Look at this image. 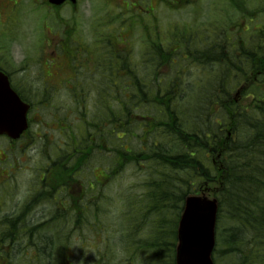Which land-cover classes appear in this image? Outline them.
<instances>
[{
    "label": "trees",
    "instance_id": "1",
    "mask_svg": "<svg viewBox=\"0 0 264 264\" xmlns=\"http://www.w3.org/2000/svg\"><path fill=\"white\" fill-rule=\"evenodd\" d=\"M258 34L264 36V29ZM154 35L156 40L151 39L149 27H145L148 42L146 54L149 56V61L143 66H124L127 72L132 73L133 78V86L130 87L129 92L133 95L129 97L130 102L126 99V103L122 105L123 109L107 111L108 114L97 121L101 126L108 121L113 122L116 118L119 128L132 126L135 129L136 122L133 120L132 124L129 123L132 117L130 115L128 118L129 113L134 111L137 104L142 105V100L150 108L154 107L153 111L150 110V113L144 117V120H148L146 125L149 134V138H146L148 151L144 149V157L151 169L144 173L149 179L144 181V190L136 200L133 215V227L140 230L144 236L143 239L138 238L130 242L129 250L134 249L137 256L144 258V264H175L177 227L184 200L188 194L198 192L203 184H207L209 191L219 201L218 248L214 253L216 264H264L263 44L260 43L259 62L256 59L254 43L250 48L244 49L242 53L244 60L234 55L238 65L243 63L242 65L229 66L227 63L226 66H220L223 69L227 67L225 76L221 75L220 84L214 86L208 93L207 87L199 80H191L188 77L186 68L191 66L206 68L209 64L208 59L212 55L214 57L220 47L198 49L202 47L200 40L179 43L180 40L175 35L177 42L168 48V45L163 46L159 42L158 34ZM251 42H254L253 37ZM179 61L188 63L189 66H172ZM256 64L260 66H253ZM163 65H170L172 71L171 76L164 83L157 77ZM149 68L150 76L155 75V77L146 84ZM249 74L261 75L258 83L249 90L252 95L251 101L245 105L233 106L234 111L230 105L227 106L229 101L223 103L224 107H227L225 110L227 109L229 116L231 136L228 137L225 131L222 132L219 125H216L212 105L216 101L215 98L220 95H230L234 83L241 79L248 81ZM202 88L206 98L200 95ZM125 104L127 107H124ZM125 118L127 124H124ZM90 126L95 129L99 127L94 122H91ZM88 132L89 130H81L74 134L72 132V143L77 145L82 141L91 143L92 139ZM107 141L113 142L112 135ZM87 143L84 148L88 149L89 153L96 151ZM97 145L96 148L101 150L104 148L101 144ZM70 147L72 148L73 144ZM130 152L133 156L128 153L124 154V158L138 163L134 158L135 151ZM73 156L70 154L68 159ZM218 156L220 157L217 158ZM85 161L84 153L79 164ZM215 161L217 166L214 164ZM27 194L21 192V201L27 199L28 196L25 197ZM37 196L39 195L35 194L29 198L25 207L21 203H15L17 207L20 206L21 212L11 213L13 216L8 215L4 220L10 226L14 222L17 228L16 238L21 244L15 246V251L7 264H52L53 262L73 264V261L68 262L70 257H67L66 252L63 254L56 252L64 248L67 250L65 246L70 243L68 239L71 240L73 236H78L79 232L90 228L88 224H83L86 212L79 209L74 197H70L73 204L69 205L67 200V206L72 208L73 214L67 215L66 219H57L61 212L53 210L62 207L52 197V191L48 189L41 198ZM106 204L108 203L103 202V205ZM2 206L0 205V210ZM22 207L30 209L26 213ZM42 207L50 208L54 212L56 221L48 222L47 211ZM31 208L38 209L33 212ZM52 211L48 214L51 215ZM94 214L91 213L93 218ZM99 214L100 211L97 213L98 217ZM91 226H95V219ZM28 240H34L35 246L26 244ZM39 242L45 245L42 246ZM52 246H54L52 250H55L53 253L50 251ZM25 248L28 249L24 254ZM2 258L3 248L0 246V260ZM90 259L97 261L92 264H97L99 259L107 263L103 257L96 259L93 256ZM84 261V264H88V260Z\"/></svg>",
    "mask_w": 264,
    "mask_h": 264
},
{
    "label": "flooded vegetation",
    "instance_id": "2",
    "mask_svg": "<svg viewBox=\"0 0 264 264\" xmlns=\"http://www.w3.org/2000/svg\"><path fill=\"white\" fill-rule=\"evenodd\" d=\"M141 1V0H136ZM192 0H176V4H185L191 2ZM213 5H220V6H254V5H262L264 6V0H210ZM114 4L121 5L124 7V10L127 12L129 11V6L126 3V0H111ZM110 2V3H111ZM37 4L43 5L48 11L46 12L47 16V44L44 45V49H47L46 53L49 56L46 59V66H58L60 75L67 72V66H98V59L99 55L103 52H109V63L103 61L102 66H114L116 64V54H121L124 51V54H130V45L125 44V47L117 46L116 43V33H102L101 31L98 33L97 27L96 30L88 31L87 35L85 31H81L80 25L75 26L72 24L71 26L68 25V19L65 18L63 13L66 9H70L71 12L77 11L78 7H74L70 4V2H65L63 5L57 7L53 6L50 3V0H0V73H3L8 77L10 81L11 87L14 91L21 94V87H20V72L22 62L26 59L24 58L20 61V54H25V52L32 53L36 50V45H32L30 47L22 48L20 45L24 30L26 27H30L32 29L33 25L31 21H28V17L35 15ZM112 4V3H111ZM113 10L117 11V8L113 6ZM123 19V20H121ZM52 20V21H48ZM121 21L124 26V29H130L132 27V21L129 16L126 14L123 15H114L112 24L115 25L117 22ZM57 25V26H55ZM101 23H104L103 21ZM111 24V22H109ZM111 24V25H112ZM144 24V21H143ZM62 27V30L59 29ZM34 30V29H33ZM121 30V31H122ZM231 34L233 36H229L227 38V42L223 45L220 51L221 60L220 65L226 66L227 63L229 66H240L235 61L234 55L238 58L244 52V37L241 33L231 30ZM32 38H30L31 40ZM28 41V43L30 42ZM27 45V44H26ZM264 47V46H263ZM213 47L210 46L209 49ZM233 49V50H231ZM255 54L257 55L256 59L259 62L261 57L259 56L260 52V43L256 44ZM105 59V58H104ZM213 56L209 58L210 65H213L212 62ZM264 61V56L262 57ZM253 66H260L259 64ZM94 73V71H91ZM60 81V80H59ZM58 81V82H59ZM89 81V80H87ZM74 80L68 78L61 79V86L64 94L61 95L60 98H55L57 96H51L53 100H60L62 101L61 107L62 110L65 111L66 106H69V100L73 99H82L86 98L84 95H73L69 94V92L74 91L76 89L75 84H73ZM90 82V81H89ZM115 88H116V82ZM48 90V89H47ZM130 96H128L129 99ZM93 98V97H92ZM114 99L118 97L114 96ZM25 102L30 105V113L28 116L29 126L44 124L50 130H59L62 138L64 134H66L68 124L67 121L64 119L58 120V116H53L56 121H52L50 123H43L42 117L35 112L38 107H35L28 99L23 98ZM119 103L118 108L123 109V103L126 101H120L117 99ZM91 107L93 110L91 111ZM91 107L86 108V115L96 116L99 115L101 112L95 109V106L92 105ZM124 107H127L125 104ZM116 106H114V110ZM112 111V110H111ZM117 121L114 118V130L113 133L116 132L117 129ZM108 125V123H107ZM36 129V127H35ZM29 135H25L22 139L24 140H12L7 137L5 134H0V195L3 197L5 195V186L8 180L13 184V188L16 189L14 195V201L16 204L21 203V192L18 191L20 185V172L22 171V163L21 159L25 156L26 150L30 149V142L31 139V132L30 128L27 132ZM43 135V134H42ZM50 148L52 149V153L50 154L49 162L47 163L48 167L41 175V185L40 189L46 191V189H53L56 192V196L63 197L64 194L68 193V190L72 187L75 188L74 184L81 183L79 180L80 177L76 176V181L71 182L68 178H64L63 176H59L58 173L65 171L67 169V159L65 158L62 153L58 152L66 150L67 143L61 142L57 149L52 146L51 143ZM64 147V148H63ZM45 154V149L37 150L36 156H41ZM18 155L20 159L21 167H16L12 163H8L10 160V156ZM30 157L27 161L29 165L32 166L36 163L37 157ZM24 166V165H23ZM25 171V169L23 168ZM31 177L35 179L36 177V169H34ZM98 184L101 183L100 180H97ZM89 187L91 189H95L94 184H90ZM37 192L36 186L34 189L30 191V194H35ZM78 193H84V190L79 188L77 190ZM46 193V192H45ZM44 193V194H45ZM12 208L10 214H17L20 213L19 211L20 206ZM61 209L55 208L54 212H61V215L68 213L67 208H64V203H61ZM41 208V207H40ZM30 208L24 209V212H28ZM38 209V208H37ZM46 211H50V208H42ZM36 210V209H35ZM34 210V211H35ZM33 211V212H34ZM32 213V212H31ZM11 214V215H12ZM13 216V215H12ZM5 216L3 220H6ZM13 227V228H12ZM5 231L9 232V235L5 236ZM0 232L2 235V239L0 241L7 242L10 246H20L21 244L18 243L16 238L17 236V228L13 222V224H8L2 222L0 224ZM26 244L34 245V240L26 241ZM36 244V243H35Z\"/></svg>",
    "mask_w": 264,
    "mask_h": 264
},
{
    "label": "rangeland",
    "instance_id": "3",
    "mask_svg": "<svg viewBox=\"0 0 264 264\" xmlns=\"http://www.w3.org/2000/svg\"><path fill=\"white\" fill-rule=\"evenodd\" d=\"M134 2H136L134 0ZM142 8L139 9L140 11L132 12L128 14L129 17H133V26H132V34H133V48L131 51V62H134L135 66H139L140 64H143L145 60L148 59V56L144 53V44H143V37L145 33V27L149 26L150 31H157V22L161 26V29L163 30V34H168V29L170 28V24L172 26L178 25L180 28L188 27L189 23L194 22L196 24V27H203L206 26L208 23L210 25L215 24V20L211 17V14L207 11V6L211 4L210 0H196L194 3H200L202 4L201 7V13H197V6L192 7L188 10V19L186 21L177 19L178 16H182V14H176L171 13L165 8H160L154 15V17L149 16L146 18L142 15H150V6L152 3V8L157 9L158 6L155 4V1H152L150 3V0H141ZM128 3H132L131 1H128ZM193 3V4H194ZM137 4V3H133ZM38 9V8H37ZM145 9V14L141 13ZM253 8H249L251 11ZM175 11H179L175 9ZM108 13H114L107 7L104 2L101 0H80L78 11L71 16L70 11L68 13L64 14V16L71 22V24H77L81 25L82 31H85L84 35L88 34V31L96 30L98 33L101 31L102 33H110L114 32L116 33V36L122 34L124 31L122 30L124 24L119 21L115 25L112 24V21L109 18ZM37 14V13H36ZM35 14V15H36ZM34 16L31 17L30 21L36 20V24L38 28L41 29L40 32L37 31V27L33 26L32 29L30 27H27L24 30L20 45L22 48L26 47V44L30 40V38L40 36L43 34V37L41 39L40 44H37V48L35 52L33 53H26L20 54V61H22L24 58H26L22 64L25 62L28 65L31 66H22L23 69H27L26 75L28 76V79L35 83L39 84V77L41 76V58L43 55V44L46 43V38L44 34L45 30V22L46 18L44 14L41 12L37 14V18ZM71 16V17H70ZM40 17L41 19H39ZM105 17V18H104ZM143 18H144V24H143ZM233 21L237 22L239 21V24L243 23V19H239L236 16H231ZM123 20V19H121ZM104 22V25L101 26V22ZM124 21V20H123ZM111 22V24H108ZM125 23V21H124ZM126 24V23H125ZM245 24V22H244ZM260 24V27L264 26V20L262 18L259 19L258 25ZM57 26V25H55ZM224 26H227L226 22L224 23ZM252 26V24H251ZM254 28V27H253ZM34 29V30H33ZM60 30H62V27H59ZM122 30V31H121ZM253 30V29H252ZM145 41V37H144ZM189 66V65H185ZM57 67V66H55ZM161 73L166 75L167 72H171L170 69H168L166 66H163ZM189 78L190 79H201L202 77H205V80L209 86V89L216 83V76H205V71L201 66H191L189 68ZM83 74L87 76V73L83 71ZM100 77L103 75L102 72H99ZM48 77H52V73H49ZM98 77V81L96 82L98 85L102 82L99 79H102ZM233 88V87H232ZM235 90L231 91V93ZM121 97H124L125 95L123 93L120 94ZM200 95L203 98H206L207 96L203 95V88L200 90ZM248 98L244 99V104L249 103L251 101V94L250 92L247 94ZM46 111L43 110V115L46 119ZM135 113L138 115H144L148 113V109L144 110V107H135ZM48 118L50 117V114H47ZM47 131V130H46ZM140 132L139 130H135ZM58 134V133H56ZM56 137H59V135H55ZM46 137L49 138V134H46ZM37 143V141H33V144ZM18 156V155H16ZM107 156V155H106ZM29 158L26 156L22 157L21 163L24 164L23 168L25 171L20 172V185L18 188V191H22L23 189L28 190L30 186L32 185V182L34 181V178L31 177V174L33 173L34 169H37V165L42 164V156L38 157L36 160V163L32 166L29 165V162L27 161ZM20 163V162H19ZM21 166V165H20ZM144 169H146V166H144ZM39 172H42L40 170ZM143 173L139 168H135L133 166H130L128 170L125 172L117 173L116 176H119L117 182L114 187H118L117 189L111 192L112 196H115L114 198H110V200L106 201L108 204L102 205L101 207H95L94 209V218L91 214H86L83 219V224L90 227L89 229H84L82 232L78 233V236H73V238L68 239L67 241H70V243L65 246L67 247V250L65 248L63 250H60L56 253L63 254L66 252V254L69 252L67 257H70L68 259V262L73 261V264H84V260H88V264H92L94 262H97L95 259H90V257L95 256L96 259H99L100 257H103V259L106 260L107 263H104L101 260L102 264H144V258L137 256V254L134 253V249L129 250L130 242L135 241L138 238H142L144 235L141 234V231L135 229L133 227L134 223V210L132 209V205L134 204V197L135 194L140 187V176ZM40 176V173L38 174ZM129 186H131L129 188ZM14 193L9 197V199L3 203L2 209L0 210L1 213L6 214L10 213L13 205H14ZM86 203V200H84ZM73 202L71 199H69V205H72ZM89 207V205H88ZM40 208V207H39ZM44 208V207H42ZM47 208V207H45ZM37 208H31V211L35 210ZM48 209V208H47ZM98 209H100L99 217L97 216ZM13 211V210H12ZM47 211L46 215L49 217ZM70 214H73V212H68L66 214L61 215L57 219H66ZM68 215V216H67ZM95 219V226H91V223L94 222ZM56 221V219H53V222ZM4 222L3 218H0V223ZM95 228V229H94ZM92 230V231H90ZM97 230V231H95ZM83 235V239L86 238V244L88 245H82L81 240L79 239L80 236ZM73 239V240H72ZM78 239V240H77ZM143 239V238H142ZM35 245V244H34ZM54 246L51 247L50 251L51 253L55 252V250H52ZM29 248V247H28ZM23 249V253L25 254L27 249ZM218 248V247H217ZM36 249V248H35ZM73 251V253L71 252ZM134 254V255H133ZM136 255V256H135ZM57 256L54 255V259L56 260ZM139 258L141 261H139ZM60 259V258H59ZM60 263V262H59ZM58 262H53L52 264H59ZM97 263V264H101ZM61 264V263H60ZM68 264V263H66Z\"/></svg>",
    "mask_w": 264,
    "mask_h": 264
},
{
    "label": "water",
    "instance_id": "4",
    "mask_svg": "<svg viewBox=\"0 0 264 264\" xmlns=\"http://www.w3.org/2000/svg\"><path fill=\"white\" fill-rule=\"evenodd\" d=\"M60 1V0H56ZM242 87L236 94L239 97ZM4 100L0 99V127L4 119H14L15 136L26 128L25 113L15 112L14 118L7 113ZM218 215V200L207 195H190L186 198L185 207L178 227V245L176 264H214L212 253L215 248V231Z\"/></svg>",
    "mask_w": 264,
    "mask_h": 264
},
{
    "label": "bare ground",
    "instance_id": "5",
    "mask_svg": "<svg viewBox=\"0 0 264 264\" xmlns=\"http://www.w3.org/2000/svg\"><path fill=\"white\" fill-rule=\"evenodd\" d=\"M59 218V217H58Z\"/></svg>",
    "mask_w": 264,
    "mask_h": 264
}]
</instances>
